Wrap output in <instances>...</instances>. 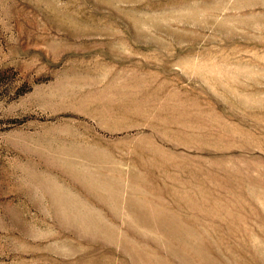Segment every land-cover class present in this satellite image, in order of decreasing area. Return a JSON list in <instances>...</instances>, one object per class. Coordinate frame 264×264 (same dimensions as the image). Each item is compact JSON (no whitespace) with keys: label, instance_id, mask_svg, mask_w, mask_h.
Listing matches in <instances>:
<instances>
[{"label":"rangeland","instance_id":"obj_1","mask_svg":"<svg viewBox=\"0 0 264 264\" xmlns=\"http://www.w3.org/2000/svg\"><path fill=\"white\" fill-rule=\"evenodd\" d=\"M0 264H264V0H0Z\"/></svg>","mask_w":264,"mask_h":264}]
</instances>
